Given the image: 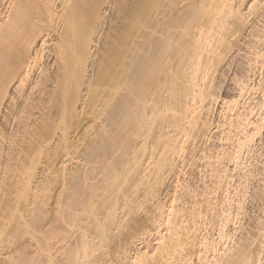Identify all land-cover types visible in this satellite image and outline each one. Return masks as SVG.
Wrapping results in <instances>:
<instances>
[{
  "label": "bare ground",
  "instance_id": "obj_1",
  "mask_svg": "<svg viewBox=\"0 0 264 264\" xmlns=\"http://www.w3.org/2000/svg\"><path fill=\"white\" fill-rule=\"evenodd\" d=\"M125 1L0 0V264H264V0Z\"/></svg>",
  "mask_w": 264,
  "mask_h": 264
},
{
  "label": "rangeland",
  "instance_id": "obj_2",
  "mask_svg": "<svg viewBox=\"0 0 264 264\" xmlns=\"http://www.w3.org/2000/svg\"><path fill=\"white\" fill-rule=\"evenodd\" d=\"M128 2H130V3H128ZM131 2H132V0H128V1H125L124 2V5L126 4L127 5V7H128V4H130L131 5ZM128 3V4H127ZM125 5V6H126ZM4 7V6H3ZM2 9H5V7L4 8H0V19H1V15H3L2 14V12H3V10ZM125 9H126V7H125ZM4 14H5V10H4V12H3ZM110 13V12H109ZM4 16V15H3ZM263 25H264V23H262ZM260 25H261V23H260ZM262 26V25H261ZM263 28V27H262ZM262 31H263V35H264V28L262 29ZM241 38H242V36H241ZM245 38V37H244ZM253 39V38H252ZM256 39H253L252 41H250V40H248L249 42V46H251V45H254V46H257L258 44H256L257 43V40L255 41ZM264 42V41H263ZM259 46V45H258ZM248 48V47H247ZM247 48H237L236 50H235V54H233V57H232V59H231V65H229V67L228 66H226L227 68H225L224 70H223V72H222V77H224L223 78V80H222V82H220L221 83V89L219 90V94L220 95H222V96H229V95H232V94H234L235 93V86L233 85L234 84V80L235 79H240L241 77H242V75H243V63H244V60H245V56L247 55V54H249V55H251L252 54V51H251V53H250V51H248V49ZM261 48L264 50V43H263V45L261 44ZM252 55H254V54H252ZM234 60V61H233ZM229 63V62H228ZM258 69V68H257ZM255 70V73H256V75L258 76L259 74L258 73H262L261 75H263L264 76V71L262 70V69H260V71H259V69L258 70ZM264 69V68H263ZM257 71H259V72H257ZM255 78H257V77H255ZM234 86V87H233ZM233 90H234V92H233ZM260 96H258L257 97V99H259L260 100ZM262 100V99H261ZM243 110H244V108H243ZM219 114H220V109L219 108H216V111H215V115H214V118H218L219 117ZM261 137H262V139L264 138V127H263V129H262V134H261ZM215 144H211L210 145V147L209 148H211L213 151L215 150V146H214ZM213 146V147H212ZM256 150H258V147H256ZM198 161L200 162V166L201 167H205V165L202 163V162H207V161H209V160H200V159H198ZM202 161V162H201ZM253 162H254V158L252 157V158H250L249 159V168L251 169V170H255V172H257L258 171V169L259 168H257L254 164H253ZM200 166H199V169H200ZM204 168H201L200 170L201 171H204L203 170ZM185 169H184V171H183V173H182V175H183V177L181 178V183H180V186H178V193L176 194L174 191V188L172 189H169L168 191V195H167V198H166V201L167 202H169V201H171V199L173 198V199H176L175 201H176V203L174 202V200H173V202L175 203V204H177L176 205V208H180V206H181V202L183 201V200H185V199H182L181 198V196L182 195H184V190H186L185 189V186H187V181L188 180H186V178H187V175H186V173H185ZM181 172H182V170H181ZM233 172H235V175H236V178H237V181H238V179H242L243 177L241 176V172L239 171V170H234ZM236 173H239L238 174V176H237V174ZM257 174V173H256ZM185 175V176H184ZM186 177V178H185ZM241 177V178H240ZM183 179V180H182ZM186 180V181H185ZM259 180L260 179H258L257 180V178H255V179H251L249 176H247L246 177V181H247V186H248V188L250 189V190H254V189H256L257 188V186H258V184H259ZM240 181V180H239ZM186 182V183H185ZM177 195V197L175 198V196ZM179 199V200H178ZM174 203H173V205H174ZM183 203V202H182ZM180 205V206H179ZM246 212H256V208L255 207H251L250 206V204L249 205H247L246 206V208H245V210H244V213H246Z\"/></svg>",
  "mask_w": 264,
  "mask_h": 264
}]
</instances>
